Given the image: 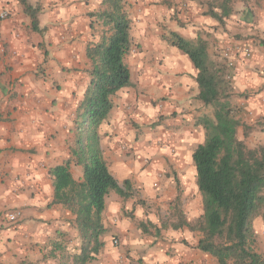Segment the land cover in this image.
<instances>
[{
	"label": "crops",
	"instance_id": "0c3cea01",
	"mask_svg": "<svg viewBox=\"0 0 264 264\" xmlns=\"http://www.w3.org/2000/svg\"><path fill=\"white\" fill-rule=\"evenodd\" d=\"M241 1V9L222 16L215 7L211 13V0H125L132 19L130 53L135 48L132 65L125 57L131 84L112 97L99 134L110 172L119 185L129 180L131 195L111 191L105 197L103 246L88 264H218L197 248L201 232L179 223L203 215L192 152L204 141L203 119L213 114L198 100L197 70L170 43V33L191 42L204 39L210 57L222 60L224 43L237 32L264 39V0L233 4ZM28 2L39 7L40 29L48 22H58V28L47 34L32 30L18 0H0V9L9 13L0 18V264H60L56 247L77 252L80 238L70 210L52 202L49 169L70 158L76 133L69 115L88 85L84 66L90 63L85 48L91 33L79 23L94 5ZM232 13L247 31L222 28L219 21ZM240 43L252 54L237 65L228 100L240 120L237 136L252 148L264 145V44L252 37ZM70 171L74 179L82 177L80 166L71 164ZM12 208L20 215L6 222L3 212ZM130 211L132 219L125 216ZM252 224L260 253L264 209ZM113 235L115 246L108 239Z\"/></svg>",
	"mask_w": 264,
	"mask_h": 264
},
{
	"label": "trees",
	"instance_id": "16d2710c",
	"mask_svg": "<svg viewBox=\"0 0 264 264\" xmlns=\"http://www.w3.org/2000/svg\"><path fill=\"white\" fill-rule=\"evenodd\" d=\"M18 2L29 17L31 29L43 32L44 28H39V7L28 0ZM233 2L213 0L211 13L215 7L227 16ZM214 14L218 17L217 12ZM90 16L92 35L98 37L85 48L90 62L89 81L73 120L76 136L70 158L49 169L53 178L52 202L70 210L80 238L77 252L56 247L62 254L60 264L92 261L103 246L101 214L105 197L111 191L123 198L131 195L129 180L119 185L108 168L100 147L99 126L113 107L112 97L131 84L125 57L131 50L132 19L125 0H100L99 9ZM170 43L197 70L198 100L213 108L212 118L202 121L204 141L192 152L203 215L179 223L201 232L197 248L213 256L218 264H263L264 254L255 249L252 222L264 209V145L250 148L237 136L240 120L228 100L227 68L223 60L210 57L206 41L197 38L191 42L170 33ZM71 164L81 167L79 180L72 176Z\"/></svg>",
	"mask_w": 264,
	"mask_h": 264
},
{
	"label": "rangeland",
	"instance_id": "374dc122",
	"mask_svg": "<svg viewBox=\"0 0 264 264\" xmlns=\"http://www.w3.org/2000/svg\"><path fill=\"white\" fill-rule=\"evenodd\" d=\"M206 1H208V0H206ZM212 2H213V0H211ZM239 2V1H238ZM238 2H235V5L233 4V7H237L238 6V9H241V7H242V5H243V1H241V3H238ZM92 3H93V5H94V7L93 8H89L90 10L89 11H87L86 13H85V15L87 16V18H86V20H83L82 22H80L79 23V26L82 24V26H84V27H87V29H88V33H91V35H89V39L90 40H88V42L89 41H91V40H93V39H95V37H98V35L97 34H95V36H93L92 35V33H93V30H92V28H91V26H90V23H91V21H92V19L93 18H91V16H90V13H93V12H95V11H97L98 9H99V3H100V0H92ZM49 4V5H48ZM47 4V7H46V9H47V11H51L52 10V8H53V3H48ZM235 10V9H234ZM60 11H58V13H59ZM235 14L234 13H232L231 14V16L230 17H227V18H223L222 20H220L219 21V24L222 26V28L225 30L226 28H232V29H237L238 31H240V30H244V32L245 31H247V28H249L248 27V25L247 24H241V22L239 21V18L237 17V16H234ZM245 18H246V22L247 21H249V22H253V18H252V16H250V17H248V15H245ZM71 22L72 21H70L69 23H68V26H71ZM49 23V22H48ZM46 24L45 26H44V30H43V34H47V33H52L51 31L53 30V31H55L56 30V28H58V22H56V23H50V24ZM181 24H183L182 22H178V25H181ZM251 28V27H250ZM162 29H166V27H164V26H162ZM168 33V32H167ZM241 33H243V32H237L236 34H234L233 35V37H232V42L230 43H228V44H226V43H224V47H226L227 45H229V44H236V43H240V42H242L243 40H245V39H247L248 37H252V38H255L256 39V41L258 42V43H260L261 45L262 44H264V39H263V37L261 38V37H259L258 36V34L256 33H251V34H246V35H243V34H241ZM169 35V34H168ZM91 36V37H90ZM164 37H167L165 34H164ZM87 42V43H88ZM257 43V44H258ZM226 45V46H225ZM224 47H222V49L224 48ZM252 47H254V45H252ZM135 49V48H134ZM132 50V52L131 53H129L128 54V57L126 58L127 60V63L128 64H130V65H132V63H133V53H135V50ZM241 61V60H240ZM239 61V62H240ZM239 64V63H238ZM90 68V63L89 64H86V66H84V73H85V78H86V80H87V83H88V81H89V75L87 74V70ZM44 70H46V67L45 68H43L42 66H41V71H44ZM86 88V87H85ZM84 88V89H85ZM82 93H83V91H82ZM81 99H82V94H81ZM81 101V100H80ZM78 103H76V105H77ZM79 105H80V102H79V104H78V106H74L73 107V111H72V113L69 115L70 116V118H69V120H68V122H69V125L71 126V129H72V127H73V120H74V118H75V116H76V113H77V110H78V108H79ZM210 108H211V111H210V114L212 113L213 114V108L210 106ZM134 124V126H135V128H140L139 127V125L138 124H136V123H133ZM246 144V143H245ZM141 200L142 199H139V198H136V202H141ZM13 211H15L14 210V208H12V209H7V210H4V212H3V216H4V218H6V222H7V217H6V215L8 214V213H10V212H13ZM175 213H176V211H175ZM125 216L128 218V219H132L135 215L133 214V212L132 211H130V212H125ZM177 218L178 219H180L179 218V215H177ZM9 221V220H8ZM11 222V221H10ZM108 239H109V241H110V243L113 245V246H115L116 244L114 243V239H116L117 240V238H115V236L113 235V236H111V237H108ZM118 241V240H117ZM261 243V242H260ZM259 243V244H260ZM256 248H258V250H259V247H258V245H256ZM260 253H263L264 254V251L262 250V252H260ZM264 264V263H263Z\"/></svg>",
	"mask_w": 264,
	"mask_h": 264
},
{
	"label": "built area",
	"instance_id": "2783aa9c",
	"mask_svg": "<svg viewBox=\"0 0 264 264\" xmlns=\"http://www.w3.org/2000/svg\"><path fill=\"white\" fill-rule=\"evenodd\" d=\"M181 10L186 9L185 3H182L180 5ZM9 16L8 11L4 9H0V18H7ZM252 51L251 49L243 45L241 43H236V44H229L226 47L222 49L221 56L222 60L224 61L226 68H227V73L225 78L231 83L233 80L234 74H235V69L239 63L240 60H246L251 57ZM20 215V211L15 210L13 212H10L6 215L7 219L9 221H15ZM114 243L117 244L118 241L114 239Z\"/></svg>",
	"mask_w": 264,
	"mask_h": 264
}]
</instances>
